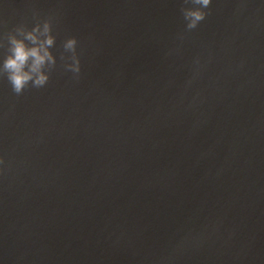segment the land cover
<instances>
[{
    "label": "water",
    "instance_id": "1",
    "mask_svg": "<svg viewBox=\"0 0 264 264\" xmlns=\"http://www.w3.org/2000/svg\"><path fill=\"white\" fill-rule=\"evenodd\" d=\"M182 7L0 0V64L56 38L43 88L0 77V264H264V0Z\"/></svg>",
    "mask_w": 264,
    "mask_h": 264
},
{
    "label": "clouds",
    "instance_id": "2",
    "mask_svg": "<svg viewBox=\"0 0 264 264\" xmlns=\"http://www.w3.org/2000/svg\"><path fill=\"white\" fill-rule=\"evenodd\" d=\"M183 3L192 5V7L181 8L186 22L185 29L192 31L206 19L209 13L205 9L210 7L212 0H183ZM15 33L7 35L8 49L7 55L0 64V77L6 76L12 91L16 95H21L29 85L39 89L48 83L50 73L56 65V58L49 48L55 44L56 38L52 35L50 19L42 23L37 22L30 31L26 26L21 25L15 29ZM40 36L46 38L40 40ZM77 43L75 37L66 39L63 48L71 55L66 57L61 54L60 57L62 61H65V69L71 71L76 78L81 71L80 59L76 51ZM69 60L71 63L66 62Z\"/></svg>",
    "mask_w": 264,
    "mask_h": 264
}]
</instances>
